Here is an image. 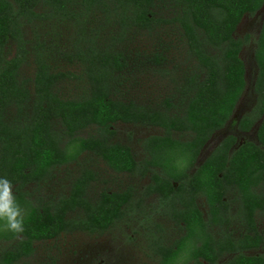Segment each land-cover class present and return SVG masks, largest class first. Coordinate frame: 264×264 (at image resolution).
Returning a JSON list of instances; mask_svg holds the SVG:
<instances>
[{"label":"trees","instance_id":"trees-1","mask_svg":"<svg viewBox=\"0 0 264 264\" xmlns=\"http://www.w3.org/2000/svg\"><path fill=\"white\" fill-rule=\"evenodd\" d=\"M263 6L264 0H0V178L12 182L26 213L19 236L0 222V241L15 242L0 251V264H58L37 263L39 247L64 234L103 235L125 219L132 186L92 198L97 172L90 168L57 197L38 195L59 168L90 152L116 174L150 175L146 195L164 199L184 233L170 245L153 241L158 264H264V256L248 253L264 245L256 219L264 217V22L255 49L256 104L238 122L242 132L257 127V142L230 154V136L196 166L246 90L241 53L250 36L235 34ZM46 28H62L65 42L56 44ZM119 123L162 132L142 140L141 162L115 142ZM180 157L187 158L183 168ZM236 218L244 229L237 237Z\"/></svg>","mask_w":264,"mask_h":264},{"label":"rangeland","instance_id":"rangeland-1","mask_svg":"<svg viewBox=\"0 0 264 264\" xmlns=\"http://www.w3.org/2000/svg\"><path fill=\"white\" fill-rule=\"evenodd\" d=\"M263 19L264 6L256 15L245 16L237 28L235 34L237 39L250 36L249 42L244 45L241 53L246 66V90L236 106L228 125L222 132L216 133L213 140L207 144L201 156L203 160L213 152L227 135H235L241 141H257V127L250 134L242 135L238 130V122L256 104L254 87L258 67L255 61V49ZM37 29L39 32L42 31L41 28ZM57 30L46 28L44 34L52 35L54 42L61 45L62 42H65L66 35L62 28H57ZM26 37L29 40H34L35 37L31 29H27ZM31 44L34 45L35 42L31 41ZM137 44H140L139 40H137ZM14 54L15 46L13 44L11 55L13 56ZM24 69L28 72L32 71L27 69V67ZM28 72L24 71V74H28ZM115 128L117 131L115 141L129 146L137 161H142L145 157L140 141L151 135L162 133L157 128L141 125L119 123L115 125ZM87 136V134H84V137ZM187 163V158L184 160L180 157L177 163L178 168H183ZM85 168H90L97 172L96 183L91 185L90 196L92 198L103 190L123 191L128 186H132L134 195L129 214L125 216V219L116 228L103 236L76 232L64 234L55 241L44 243L39 247L35 255L36 262L44 263L55 258L58 264H158V257L156 258L151 251V243L157 239H162L165 245H170L174 240L182 237L184 233L179 231L171 216L167 214V207L159 198L144 195L148 179L141 178L139 175H118L109 170L92 153H85L77 162L65 168H59L53 173L54 177L38 189V195L46 200L51 196L57 197L62 191L68 190L73 177H78ZM231 214L234 216L233 213ZM258 223L259 231L264 236V217H260ZM232 230L236 237L242 232L238 218L232 224ZM14 243L11 240L0 241V251L10 248V245ZM189 247L190 244L188 245ZM187 249L185 255L182 256V260H185L189 255ZM251 254L264 256V245L260 249L251 252Z\"/></svg>","mask_w":264,"mask_h":264},{"label":"clouds","instance_id":"clouds-1","mask_svg":"<svg viewBox=\"0 0 264 264\" xmlns=\"http://www.w3.org/2000/svg\"><path fill=\"white\" fill-rule=\"evenodd\" d=\"M25 210L17 202L13 184L7 178H0V222L2 230L14 234L23 233Z\"/></svg>","mask_w":264,"mask_h":264},{"label":"flooded vegetation","instance_id":"flooded-vegetation-1","mask_svg":"<svg viewBox=\"0 0 264 264\" xmlns=\"http://www.w3.org/2000/svg\"><path fill=\"white\" fill-rule=\"evenodd\" d=\"M240 121V120H239ZM229 123V122H228ZM228 123H227V125H228ZM226 125V126H227ZM225 126V127H226ZM225 127L223 128V129H221L220 131H218V132H222V130H224L225 129ZM253 129H255V128H253ZM253 129L251 130V131H253ZM238 130H239V128H238ZM251 131L250 132H242V131H240L239 130V132H240V134H242V135H247V134H250L251 133ZM217 132V133H218ZM216 135V133L211 137V139L209 140V142L210 141H212L213 140V137ZM152 136V135H151ZM230 136H234L235 138H236V144H235V146H233V148L230 150V154H232L233 153V151H235L236 149H238L239 147H241L243 144H245L246 142H248L247 140H245V141H241V140H239L235 135H227L224 139H222L221 140V142H220V144L221 143H223V141L226 139V138H228V137H230ZM85 138H87V137H85ZM144 140V139H143ZM115 142H117V141H115ZM208 142V143H209ZM251 142H254V141H251ZM257 142V141H256ZM118 143V142H117ZM140 143H141V146H142V140L140 141ZM207 143V144H208ZM121 144V143H120ZM207 144H206V146H207ZM219 144V145H220ZM122 145H124V144H122ZM218 145V146H219ZM124 146H127V145H124ZM206 146L203 148V150H202V152H201V154L199 155V157H198V159H197V162H196V166L197 167H200L202 164H203V162L207 159H205V160H203L202 158H201V156H202V154H203V151H204V149L206 148ZM217 146V147H218ZM127 147H129V146H127ZM216 147V148H217ZM130 148V147H129ZM215 148V149H216ZM131 149V148H130ZM142 149H143V147H142ZM214 149V150H215ZM144 150V149H143ZM213 150V151H214ZM131 151H132V149H131ZM91 153V152H90ZM133 153V152H132ZM93 154V153H92ZM94 155V154H93ZM134 155V154H133ZM82 156V155H81ZM80 156V157H81ZM95 156V155H94ZM135 157V156H134ZM136 159V158H135ZM137 161V160H136ZM137 162H141V161H137ZM196 171V168L195 169H193L192 170V172H191V175L194 173ZM81 173H82V171H81ZM81 173H80V175H81ZM79 175V176H80ZM119 175V174H118ZM123 175V174H122ZM125 175H129V174H125ZM140 176V175H139ZM141 178H146V179H148V184H147V186L148 185H150L151 183H153L152 182V180H151V178H150V175H147V176H145V177H142V176H140ZM93 183H96V181L95 182H93ZM92 185V184H91ZM146 186V187H147ZM174 186L177 188L178 187V183L177 184H175L174 183ZM91 191V190H90ZM101 193V192H100ZM99 193V194H100ZM144 195L145 196H148V195H146V192L144 191ZM98 196V195H97ZM97 196H95V197H97ZM151 196H156L157 198H159L160 200H161V202L167 207V205L164 203V199H162L158 194H154V195H151ZM150 196V197H151ZM94 197V198H95ZM149 197V196H148ZM177 200H179V199H177ZM168 201V200H167ZM203 202H200L199 204H202ZM176 207L177 208H179L180 206H179V204H176ZM169 210V208L167 207V211ZM232 213L235 215L237 212H236V210L235 209H233L232 210ZM170 216V215H169ZM259 218H260V216H259V213H258V215H257V217H256V219H257V221L259 220ZM173 222L175 223V225L177 226V224H176V222L173 220ZM259 224V223H258ZM117 226V225H116ZM116 226L114 227V228H116ZM178 227V226H177ZM114 228H111V230H113ZM179 228V227H178ZM241 228H242V232H240V233H243V231H244V229H243V227L241 226ZM111 230H109L108 232H111ZM180 231V230H179ZM107 232V233H108ZM79 233H81V232H79ZM82 233H84V232H82ZM106 234V233H105ZM105 234H103V235H105ZM91 235V234H90ZM92 235H97V236H103V235H99V234H92ZM239 236V235H238ZM156 241H159L158 239L156 240ZM152 246H153V242L151 243V245H150V248H151V251H152V253H153V255L157 258L158 257V255L153 251V248H152ZM254 251V250H253ZM253 251H250V252H248V253H251V252H253Z\"/></svg>","mask_w":264,"mask_h":264},{"label":"water","instance_id":"water-1","mask_svg":"<svg viewBox=\"0 0 264 264\" xmlns=\"http://www.w3.org/2000/svg\"><path fill=\"white\" fill-rule=\"evenodd\" d=\"M263 22H264V19H263V21H262V25H263ZM262 25H261V27H262ZM257 78V77H256Z\"/></svg>","mask_w":264,"mask_h":264}]
</instances>
